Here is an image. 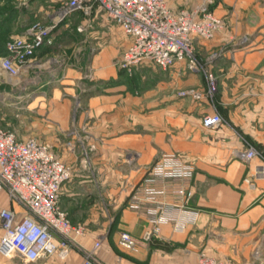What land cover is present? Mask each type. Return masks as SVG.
Returning a JSON list of instances; mask_svg holds the SVG:
<instances>
[{
    "label": "crops",
    "instance_id": "0c3cea01",
    "mask_svg": "<svg viewBox=\"0 0 264 264\" xmlns=\"http://www.w3.org/2000/svg\"><path fill=\"white\" fill-rule=\"evenodd\" d=\"M61 1L0 0V43L4 38L25 34L37 16L57 21L55 12ZM166 2L174 12L193 6L187 3L178 8V2ZM211 9L224 26L207 40L194 37L192 41L198 54L226 47L213 67L219 87L215 101H194L167 92L153 98L156 95L148 88L136 96L119 84L98 91L92 81L96 77L89 84H81L78 75L51 69L53 63L63 62L58 54L69 46L63 44L58 45L52 65L36 63L24 67L17 76H9L0 68V102L8 95L6 75L19 86L31 85L33 108L66 140L68 150L91 148L86 161L89 168L75 167L59 193V206L71 225L81 226V233L72 231L68 237L67 257L44 256L28 262L19 255L0 253V264H79L88 253L101 264H194L200 253L228 264H264V158L257 155L244 161L236 156L250 145L264 151V0H215ZM80 14L85 15L72 12L57 26ZM87 17L97 30L108 34L109 46L114 42L111 33L115 27L121 33L122 50L129 45L130 38L101 9L93 7ZM98 54L102 61H110L106 48ZM3 55L0 52V57ZM42 57L36 55L34 60ZM67 65L70 70L75 64ZM136 69L157 71L158 89L205 88L198 77L201 72L189 70L185 61L167 68L145 62ZM76 101L82 107L79 110L74 109ZM211 112L219 113L223 122L206 128L202 117ZM164 152H175L193 165L194 174L189 179L165 180L159 186L168 189L183 185L189 192L185 206L198 212V217L181 231L174 230L169 222L161 224L153 239L168 241L171 246L165 250L150 245L154 250L148 255L142 241L150 226L148 216L144 207L133 210L128 203L149 166ZM63 158L69 161L68 155ZM247 173L253 174L254 188L242 182ZM165 197L180 202L169 193ZM1 208H11L18 219L26 212L8 198L5 190L0 191ZM107 208L119 210L118 220L109 230L103 218ZM121 231L136 241L135 251L117 246ZM96 241L99 247L94 249ZM166 251L170 259L165 257Z\"/></svg>",
    "mask_w": 264,
    "mask_h": 264
},
{
    "label": "built area",
    "instance_id": "2783aa9c",
    "mask_svg": "<svg viewBox=\"0 0 264 264\" xmlns=\"http://www.w3.org/2000/svg\"><path fill=\"white\" fill-rule=\"evenodd\" d=\"M98 7L114 21L130 43L121 54L120 67L128 74L136 67L152 63L167 68L177 61H185L186 67L199 70L201 64L193 48L194 37L207 40L222 27L219 17L196 4L190 9L173 11L166 0H62L56 10L59 22L74 11L90 14ZM20 36L5 41V55L0 57V68L9 76H17L24 67L34 64V53L49 33V27L38 20L33 21ZM207 95L214 90L215 77L208 73ZM200 99L203 92L191 90L181 92ZM223 122L220 114L211 112L202 117V125L215 127ZM263 154L248 146L236 152V156L249 161ZM194 166L184 161L175 152H164L150 166L142 178V184L130 195L128 207L140 209L148 216L150 226L142 240L157 237L159 226L169 222L174 230L181 231L187 224L197 221L198 212L186 205L189 192L183 185L159 186L165 180L189 179ZM70 177V169L51 152L46 143L32 137L19 140L11 130L0 128V191L19 203L26 211L19 219L11 208L0 209L2 234L0 253L10 256L17 253L24 261L33 262L44 256L65 259L69 252L68 237L80 228L71 227L68 217L59 206L61 184ZM242 182L255 187L253 174H245ZM169 193L180 198V202L168 200ZM59 237V239L57 238ZM119 243L135 251L136 241L127 232L120 233ZM94 249L99 241L94 242ZM79 264H101L92 253L83 255ZM194 264H228L224 260L200 253Z\"/></svg>",
    "mask_w": 264,
    "mask_h": 264
},
{
    "label": "rangeland",
    "instance_id": "374dc122",
    "mask_svg": "<svg viewBox=\"0 0 264 264\" xmlns=\"http://www.w3.org/2000/svg\"><path fill=\"white\" fill-rule=\"evenodd\" d=\"M170 1H174V3L178 2V5H180L177 6L178 8L185 4L187 5V3H190V6L203 3L206 5L207 9L215 14L213 9H211L215 0ZM35 20H38L44 26H48L50 30L34 53V57L36 55H43V57L40 60H33L34 64L37 63L40 66L45 64L52 65V63L56 61L55 54H58V45H69L67 48H64L65 50H61V52L63 53L58 54L62 55V58L59 59L61 61L63 60V62L53 63L51 69H57V72L59 71V69H61L63 73L69 71V73L71 74L78 75V77H80L81 79V84H89L93 81V87L94 89H98V91L100 90V88H112L115 85L119 84L124 86L125 89H128L136 96H139L141 93L145 92L146 88H148L152 89V95H156V97L153 98H158V96L162 95L163 92H167L177 97H186L194 101L205 99V102H209L216 100L219 87H217L216 85V74L214 73L213 67H215V60L219 59V57L221 56L220 54L226 48L225 46H223L222 48H217L214 51L209 52L208 54L195 53L202 67L198 70L199 72H201L198 77L200 79V83L204 84V89L198 87L176 88L174 86H171L170 88L158 89L155 85L158 76L157 71H153L151 69H149L148 71H142L140 69L134 68L128 74L123 68L120 67V57L123 48L121 47L120 43L121 33L118 27H115L113 33H111V35L114 36V42L111 41L109 46V38L107 37L108 34L106 32H103V30L101 32L99 28L97 30L96 26H94L93 23L89 22L87 14H80L78 16H75L74 19L72 18L69 23L61 26H57L58 23L54 20L48 22L47 17L45 19L37 16L35 17L34 21ZM221 22L222 26H224V21L222 19ZM77 25L81 26L80 30H78ZM218 30H216L215 32H217ZM9 38L10 37H7L4 41L8 40ZM103 48H106V51L110 52V54L108 55V59H110L109 62L102 61V55L98 54V51ZM65 63L71 65L75 64L73 65L74 68L67 70L66 67H68V65L64 66ZM208 73H211L215 77V89L213 91L211 90L209 95L206 94L208 89L206 76ZM56 76L58 75L56 74ZM6 77L8 95L5 100H2L0 102V128L6 131L11 130L20 138L32 137L36 140H40L41 142L48 144L51 152L55 154L68 167V169H70V177L74 172L75 167L83 166L84 169L89 168L88 162L86 161L87 157L91 154L89 150L91 148L77 146L75 147L74 151H69L67 148L66 140L56 131L55 127L54 129L50 128L49 124L45 122L44 118L37 115L36 109L33 108L34 103H32L31 97L34 93V88L31 85L19 86L16 84V81L8 77V75H6ZM92 77H96V79L89 82ZM13 89L14 91H11ZM191 90L202 91L203 97L200 99H195L190 95L181 94V92L183 91L186 92ZM74 106L75 110H79L82 108L77 101L74 103ZM250 146L252 147V145ZM63 155H68L69 161H66L65 158L62 159ZM118 211L119 210H111L108 208L103 210V218L107 219L108 223L106 226H108V230L110 228H113L116 224L119 217ZM71 227L78 228L81 226L71 225ZM151 240L162 242L164 246L163 248L165 250H169L171 246L168 241L163 242L161 240H158V238H150L148 241L142 240L144 242L143 245L148 250V255H150L151 251L154 250V247L149 245V242H151ZM117 246H119V248L121 247L122 249H126L125 247L120 245L119 240ZM115 249L118 252H122V250H119L116 246ZM12 255L18 254L14 252L12 253ZM165 255L166 258L168 257L170 259L171 254L169 253V251H166Z\"/></svg>",
    "mask_w": 264,
    "mask_h": 264
},
{
    "label": "trees",
    "instance_id": "16d2710c",
    "mask_svg": "<svg viewBox=\"0 0 264 264\" xmlns=\"http://www.w3.org/2000/svg\"><path fill=\"white\" fill-rule=\"evenodd\" d=\"M9 0H6V2H8ZM5 38L3 40H1V43H0V52L5 54L6 53V47L4 46V43H5ZM263 156H264V151L262 152ZM149 245H155V246H158V247H162L163 244H161L160 241H157V240H151L150 244ZM164 247V246H163Z\"/></svg>",
    "mask_w": 264,
    "mask_h": 264
},
{
    "label": "water",
    "instance_id": "95a60500",
    "mask_svg": "<svg viewBox=\"0 0 264 264\" xmlns=\"http://www.w3.org/2000/svg\"><path fill=\"white\" fill-rule=\"evenodd\" d=\"M262 257H264V247H263V249H262Z\"/></svg>",
    "mask_w": 264,
    "mask_h": 264
}]
</instances>
